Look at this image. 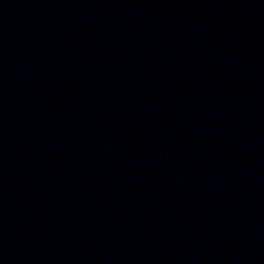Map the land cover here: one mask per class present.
<instances>
[{
  "label": "water",
  "instance_id": "obj_1",
  "mask_svg": "<svg viewBox=\"0 0 264 264\" xmlns=\"http://www.w3.org/2000/svg\"><path fill=\"white\" fill-rule=\"evenodd\" d=\"M0 264H264V0H0Z\"/></svg>",
  "mask_w": 264,
  "mask_h": 264
}]
</instances>
